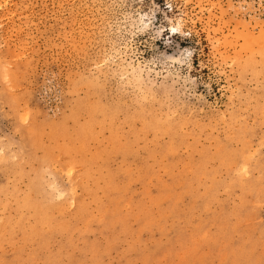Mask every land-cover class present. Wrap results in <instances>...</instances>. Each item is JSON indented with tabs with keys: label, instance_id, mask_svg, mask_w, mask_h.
I'll use <instances>...</instances> for the list:
<instances>
[{
	"label": "rangeland",
	"instance_id": "rangeland-1",
	"mask_svg": "<svg viewBox=\"0 0 264 264\" xmlns=\"http://www.w3.org/2000/svg\"><path fill=\"white\" fill-rule=\"evenodd\" d=\"M0 264H264V0H0Z\"/></svg>",
	"mask_w": 264,
	"mask_h": 264
},
{
	"label": "bare ground",
	"instance_id": "bare-ground-1",
	"mask_svg": "<svg viewBox=\"0 0 264 264\" xmlns=\"http://www.w3.org/2000/svg\"><path fill=\"white\" fill-rule=\"evenodd\" d=\"M173 28H175V27H172V29H173ZM96 76H97V75H96ZM93 78H94V77H93ZM88 79H89V78H88ZM78 80H79V79H78ZM94 80H95V79H94ZM88 82H89V81H88ZM94 83H95V82H94ZM82 84H83V83H82ZM81 87H82V86H81ZM81 87H80V88H81ZM89 87H90V86H89ZM85 88H86V87H85ZM91 100H92V99H91Z\"/></svg>",
	"mask_w": 264,
	"mask_h": 264
},
{
	"label": "snow or ice",
	"instance_id": "snow-or-ice-1",
	"mask_svg": "<svg viewBox=\"0 0 264 264\" xmlns=\"http://www.w3.org/2000/svg\"><path fill=\"white\" fill-rule=\"evenodd\" d=\"M172 31L175 32V31H177V29L173 28Z\"/></svg>",
	"mask_w": 264,
	"mask_h": 264
}]
</instances>
